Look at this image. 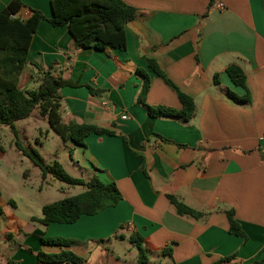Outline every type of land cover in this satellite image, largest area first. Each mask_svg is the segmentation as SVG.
Wrapping results in <instances>:
<instances>
[{
    "label": "crops",
    "instance_id": "crops-1",
    "mask_svg": "<svg viewBox=\"0 0 264 264\" xmlns=\"http://www.w3.org/2000/svg\"><path fill=\"white\" fill-rule=\"evenodd\" d=\"M11 1L0 0V13ZM51 1L21 0V19L30 9L46 19L33 36L19 86L37 90L40 69L80 84L60 92L63 123L118 135L92 134L86 149L67 143L88 179L96 174L104 183L115 182L123 199L74 224L43 226L33 219L42 218L44 205L35 215H20L0 186V264H48L38 262L40 252L62 251H72L83 264H138L139 254L129 261L119 250L133 233L143 239L147 264L156 258L157 264L264 260V0H123L137 9L126 26L125 51L78 48L67 26L48 21ZM146 59L193 99L192 120L152 118L138 103L142 70L150 77L148 106L182 107ZM232 65L244 72L245 87L231 80ZM87 86L102 94L91 96ZM32 116L22 120L24 132L34 127ZM0 151L5 153L4 140ZM169 196L204 217L180 215ZM229 210L246 238L229 232ZM43 238L74 244L44 245Z\"/></svg>",
    "mask_w": 264,
    "mask_h": 264
},
{
    "label": "trees",
    "instance_id": "trees-1",
    "mask_svg": "<svg viewBox=\"0 0 264 264\" xmlns=\"http://www.w3.org/2000/svg\"><path fill=\"white\" fill-rule=\"evenodd\" d=\"M215 0H211V4ZM52 17L48 20L54 27L67 26L78 48L95 49L99 51H125L127 48L126 26L137 16V9L123 0H52ZM25 5L21 0H12L0 13V126L9 127L14 135H18L15 124L26 120L38 110L47 119L50 128L64 142H72L86 149L85 139L92 135L116 136L115 131L100 128L91 124H77L71 122L65 125L61 116V90L67 87L77 88L80 84L60 77H55L51 69H40L41 84L37 90L23 91L19 84L20 78L28 61V54L33 36L45 16L37 10L30 9L29 17L24 20L19 17ZM149 68L171 88L181 102V109L176 110L164 106H148L146 97L150 89V77L145 71H138L143 79V85L138 96V103L147 109L152 118H174L189 122L195 116V104L191 97L182 93L160 70L152 59H146ZM231 80L241 87H245L244 72L235 65L227 69ZM91 96L102 94V91L87 86ZM248 98V97H247ZM244 98V101L248 99ZM238 102L242 99L236 98ZM16 148L28 157L41 170L43 179L49 176L69 186L82 187L84 191L76 196L67 197L60 201L47 204L42 208V218L33 219L43 226L53 223L74 224L84 216H95L108 208L119 205L123 197L115 182L104 183L99 176L93 174L90 179L74 178L68 174L63 166L54 161L47 164L36 151L25 150L16 141ZM73 150H71V157ZM28 174H26L27 176ZM1 197V193H0ZM169 200L177 208L180 215H189L196 219L204 217L169 196ZM12 206L13 202L10 203ZM2 210L0 207V215ZM229 232L243 238L245 234L234 218L232 210L227 211ZM131 243L138 250V264H147L148 257L143 246V239L137 233L130 236ZM42 244L70 247L74 241L60 238H43ZM39 263L83 264L84 259L72 251H62L59 254H38ZM16 264V263H11ZM257 264H264V260Z\"/></svg>",
    "mask_w": 264,
    "mask_h": 264
},
{
    "label": "rangeland",
    "instance_id": "rangeland-1",
    "mask_svg": "<svg viewBox=\"0 0 264 264\" xmlns=\"http://www.w3.org/2000/svg\"><path fill=\"white\" fill-rule=\"evenodd\" d=\"M35 121L34 127H26V132L22 129L25 122H19L16 126L20 130L17 136L10 128L0 126V141H5V153L0 151L1 190L7 200L16 201L19 213L23 216L28 213L37 214L45 204L76 196L83 188L69 186L51 176L44 180L41 170L17 150L16 141L29 152L36 150L47 164L58 161L72 177L85 180L89 178L88 173L78 165L77 162L81 159L77 154L74 155V151L71 157L73 147L55 134L48 123H43L44 120L38 111L34 112L30 119L32 123ZM119 250L129 261L138 254L129 241L122 243ZM156 259L152 260V264H157Z\"/></svg>",
    "mask_w": 264,
    "mask_h": 264
},
{
    "label": "built area",
    "instance_id": "built-area-1",
    "mask_svg": "<svg viewBox=\"0 0 264 264\" xmlns=\"http://www.w3.org/2000/svg\"><path fill=\"white\" fill-rule=\"evenodd\" d=\"M218 7H219V8H222V7H223V5H221V4H218ZM122 119H123V120H126V119H127V116H122Z\"/></svg>",
    "mask_w": 264,
    "mask_h": 264
}]
</instances>
